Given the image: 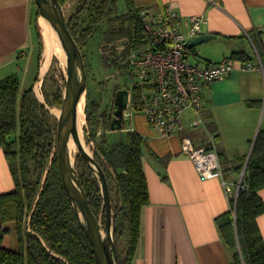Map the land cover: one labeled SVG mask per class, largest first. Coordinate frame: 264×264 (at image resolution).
Listing matches in <instances>:
<instances>
[{"label":"trees","instance_id":"16d2710c","mask_svg":"<svg viewBox=\"0 0 264 264\" xmlns=\"http://www.w3.org/2000/svg\"><path fill=\"white\" fill-rule=\"evenodd\" d=\"M59 1L64 6L68 0ZM118 2L79 0L68 18L82 51L96 36L97 27L106 24L105 46L115 50L114 57L107 59L115 67L126 55V51L118 54L116 50L120 39L138 42L146 37L142 6L136 0H125V9L119 10ZM34 27L39 63L43 40L37 21ZM232 57L248 60L242 51L233 52ZM37 80L38 74L34 81ZM20 85L17 73L0 79V146L16 182L14 191L0 194V215L2 222H17L20 245L18 250L4 247L2 237L6 229L2 228L0 264H96L92 244L62 182L56 149L58 121L47 108L61 107L65 76L58 78L54 71L47 72L42 83L45 103L37 96L34 84L19 97ZM90 97L88 92L85 131L88 142L94 143V157L103 166L109 182L118 264H132L141 234L142 209L150 201L143 165L147 140L132 129L113 130L112 112L101 110V103ZM99 129L103 130L100 134ZM107 131L115 132L119 138L110 141ZM76 166L90 206L104 223L106 209L99 179L80 152ZM244 181L248 187L231 198V209L220 215L217 222L221 236L233 250L232 264H264V240L257 221L264 212V200L259 194L264 187V131L256 138Z\"/></svg>","mask_w":264,"mask_h":264},{"label":"crops","instance_id":"0c3cea01","mask_svg":"<svg viewBox=\"0 0 264 264\" xmlns=\"http://www.w3.org/2000/svg\"><path fill=\"white\" fill-rule=\"evenodd\" d=\"M171 2L176 3L181 18L207 17L201 34H212L208 40L213 42L207 57L196 60L206 64L228 57L239 64L245 60L232 57L233 52L242 51L248 60L257 61L256 50L264 60V0H136L139 6L153 9ZM35 21L40 27L35 0H0V79L17 73L21 79L27 75L30 83L39 72L37 82L43 83L51 62L42 72ZM192 52L196 54L195 48ZM36 88L39 96L40 87ZM204 95L206 130L216 134L223 177L236 182L243 171L246 174L256 138L264 131V74L237 68L229 76L205 84ZM131 119L125 130H135L147 140L143 165L150 198L142 209L132 264H232L233 250L221 236L217 218L231 209L235 194L227 192L220 177L201 178L193 160L182 151V138L190 136L191 128L163 136L149 126L144 114ZM200 129L197 145L207 134ZM107 136L112 139L117 134L107 131ZM15 189L9 160L0 146V194ZM259 194L264 200V187ZM257 221L264 240V212ZM1 226L6 229L2 245L18 250L17 222L9 220Z\"/></svg>","mask_w":264,"mask_h":264},{"label":"built area","instance_id":"2783aa9c","mask_svg":"<svg viewBox=\"0 0 264 264\" xmlns=\"http://www.w3.org/2000/svg\"><path fill=\"white\" fill-rule=\"evenodd\" d=\"M140 14L146 33L144 40L131 42L122 38L116 46L118 54L126 51L120 59V72L131 79L124 122L142 113L149 126L163 136L188 128L206 130L205 84L223 79L237 68L260 70L264 74V60L258 50L257 61L245 60L239 64L228 57L206 64L192 60L194 53L188 43L203 32L207 23L203 14L181 18L175 2L161 9L142 6ZM206 133L198 145L191 136H183L182 151L193 160L201 178L220 177L227 192L237 196L248 187L245 172L236 182L224 179L216 134L209 130Z\"/></svg>","mask_w":264,"mask_h":264},{"label":"water","instance_id":"95a60500","mask_svg":"<svg viewBox=\"0 0 264 264\" xmlns=\"http://www.w3.org/2000/svg\"><path fill=\"white\" fill-rule=\"evenodd\" d=\"M35 1L38 6L39 19L40 17L45 18L55 29L66 52L64 97L59 114H54L58 121L56 149L62 182L92 244L96 264H118L117 246L113 235V212L109 182L103 166L95 159L94 154H91L85 148V144L81 138L79 124L80 103L84 97L86 106L88 87L84 54L69 28L68 18L61 2L59 0ZM211 37H213L212 34H199L191 39L188 45L189 47H193L198 43L207 41ZM39 98L41 99V97ZM128 99L129 89L120 88L116 91L110 125L113 130L124 129L123 112L127 107ZM42 101L45 103V100ZM47 108L50 109L49 106ZM71 138L74 139L78 151L94 169L99 179L103 205L106 209L104 223L101 221L102 216L97 217L90 206L87 192L82 185L77 170L76 160L71 152ZM1 225L0 215V234Z\"/></svg>","mask_w":264,"mask_h":264},{"label":"rangeland","instance_id":"374dc122","mask_svg":"<svg viewBox=\"0 0 264 264\" xmlns=\"http://www.w3.org/2000/svg\"><path fill=\"white\" fill-rule=\"evenodd\" d=\"M36 2V1H35ZM79 3V0H68L67 3L64 5V10L66 13L67 18H69L74 12ZM119 10L125 9V0H119ZM37 6V3H36ZM38 7V6H37ZM106 29V24H102L99 27H97L96 36L90 41L89 45L83 48V53H85L86 60V71H87V77H88V87L86 92V104L88 102L87 99V93H90L91 99H96L101 103V110H107L110 114L113 109V101L115 97V93L120 88H126L131 85V79L126 77L123 72L121 73L120 67L115 65H109L110 61L107 59L114 57V51L113 48L108 46L106 48L105 46V39L103 32ZM41 33H42V29ZM42 40H43V46H42V57L40 59L41 66L44 63L45 58V43L42 33ZM213 42V40H207L201 43H198L194 46L196 54L192 56V60L206 58V53L210 51V45ZM115 49V48H114ZM37 55H38V46H37ZM196 58V59H195ZM38 60V57H37ZM37 62V61H36ZM49 70L54 71L55 74L58 76V78L61 77L63 74L65 76L66 74V65L61 61V59L54 55L49 67ZM48 70V71H49ZM47 71V72H48ZM115 71L118 72L115 74ZM39 74V72L35 73V76L32 77L29 83V79L27 75H24L21 79V85L19 89V97L22 96L23 91L29 87L30 85L34 84V88L39 85L40 89L39 91L42 94L41 85L42 82L39 84L37 81H34L36 75ZM47 74V73H46ZM61 80V79H60ZM62 81V80H61ZM29 85V86H28ZM37 89V88H36ZM65 89V88H64ZM43 96V94H42ZM44 100V96L41 98ZM59 108L60 107H56ZM51 112L55 114L52 110ZM132 119L125 120L124 128H129L131 126ZM87 120L83 124L81 134L82 138L84 140V143L88 146V150L91 152V154H94V143L88 142L87 140V132L85 131ZM200 128L191 129L190 136L195 141L198 137H200L202 131ZM103 130L99 129L98 134H100ZM109 134V133H108ZM119 137H112V141L118 139ZM78 148L73 153V157L76 160V156L78 154ZM101 221L102 217H101Z\"/></svg>","mask_w":264,"mask_h":264},{"label":"bare ground","instance_id":"6f19581e","mask_svg":"<svg viewBox=\"0 0 264 264\" xmlns=\"http://www.w3.org/2000/svg\"><path fill=\"white\" fill-rule=\"evenodd\" d=\"M40 29H42L43 33V38H44V43H45V62L42 67V72H45L53 58L54 55H57L61 61L66 65V52L59 40V37L55 31V29L50 25V23L43 17H40ZM39 88V86L37 87ZM39 96L42 98V94L39 92L37 89ZM85 99L81 100L80 103V117H79V124H80V129L82 130L83 124L86 121V113H85ZM50 109L55 113L59 114L60 109L56 107H50ZM82 138V134H81ZM83 139V138H82ZM84 143V140H83ZM85 144V148L88 149V146ZM70 148L72 154L77 148V145L74 141L73 138H71L70 142Z\"/></svg>","mask_w":264,"mask_h":264},{"label":"flooded vegetation","instance_id":"af4514ba","mask_svg":"<svg viewBox=\"0 0 264 264\" xmlns=\"http://www.w3.org/2000/svg\"><path fill=\"white\" fill-rule=\"evenodd\" d=\"M126 88L128 89V87L126 86Z\"/></svg>","mask_w":264,"mask_h":264}]
</instances>
